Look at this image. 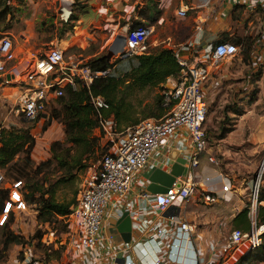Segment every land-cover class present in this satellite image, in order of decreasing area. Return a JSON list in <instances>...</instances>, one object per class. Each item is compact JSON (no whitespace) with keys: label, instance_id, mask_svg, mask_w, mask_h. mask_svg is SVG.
Masks as SVG:
<instances>
[{"label":"built area","instance_id":"built-area-1","mask_svg":"<svg viewBox=\"0 0 264 264\" xmlns=\"http://www.w3.org/2000/svg\"><path fill=\"white\" fill-rule=\"evenodd\" d=\"M60 2L62 14H68L63 0ZM258 3L255 0L250 5L257 7ZM201 5L182 3L177 7L176 14L184 17L189 9H197ZM261 15L263 28L256 35L250 52L253 64L261 62V57H264V13ZM152 30L151 24L129 28L116 45L115 53L120 58H126L147 52V37ZM192 46L193 41L187 39L171 47L180 69L162 84L161 104L166 111L158 117H143L119 128L112 114L104 116L100 112L99 108L108 105L104 98L98 94L90 95L96 108V129L109 142L110 148L97 165L87 169L78 186L76 203L66 214L69 215L70 224L65 241L71 249L92 250L96 257L95 263L131 260L134 247L143 253V257H147L146 242L153 240L157 248L151 261H146L147 264H234L262 243L264 218L257 217V208L259 205L264 207V197L259 196L258 184L254 185L250 203L246 205L249 227L224 226L221 228L222 235L211 240L205 248L193 243L192 234L196 225L178 210L193 196L202 203L210 204L225 201L227 194L233 191L230 181L220 180L221 183L216 186L210 184L212 178L201 175L199 168L200 158L209 146V134L205 126L208 101L204 84L210 66L223 57L235 55L240 44L227 39L215 42L203 54H198L196 48L194 55L182 53V50ZM66 51L58 44H53L39 53L26 56L17 51L8 36L0 37V86L17 87L13 97L4 96L10 113L35 121L46 113V107L55 98L64 94L67 87L76 88L80 84L89 87L95 79L107 77L114 66V62L110 61L106 67H95ZM2 127L0 121V145ZM172 149L177 151L174 157L169 155ZM176 157L185 158V172L175 175L165 191H149L146 187L148 180L143 172L153 166L170 171V164ZM214 158L213 150L209 151L207 159L214 162ZM218 173L220 179L222 173ZM3 181L5 178L0 172V188L6 187L2 185ZM128 194L133 195L139 207L160 209L161 219L149 225L148 232L152 233L150 237L118 241L112 233L103 231L110 213L114 214L116 210L120 215L128 210L123 208L128 203L123 201ZM26 204L22 198V180L14 179L8 187L0 223L9 216L11 209L15 207L23 210ZM167 236L170 241L162 242ZM183 241L191 244L188 256L180 253ZM161 253L165 255V260L160 256Z\"/></svg>","mask_w":264,"mask_h":264},{"label":"rangeland","instance_id":"rangeland-1","mask_svg":"<svg viewBox=\"0 0 264 264\" xmlns=\"http://www.w3.org/2000/svg\"><path fill=\"white\" fill-rule=\"evenodd\" d=\"M179 1L63 0L64 9L69 6L68 14L64 15L60 0H0V37L8 36L17 51L26 56L39 53L49 45L58 44L67 50V54H75L87 62L102 55L111 46L114 53L108 59V64L113 61L114 66L109 75L122 76L129 70L126 61H131V65L137 61L136 55L120 58L115 53L118 38L121 39L129 28L138 24H153L154 28L147 39L151 43L148 50H154L158 46H165V42L160 45H153L152 42H158V37L165 35L169 23L184 26L185 19L189 18L194 27L196 20H204L198 17V13L206 12L211 3V0H182L188 5L202 4L199 7L201 11L199 8L189 9L183 18L173 11ZM161 17L163 18L159 23ZM233 20L231 29L223 30L220 34L232 41L247 35L251 37V43L247 47L242 41L235 55L223 57L210 66L208 79L204 84L208 101L205 126L209 134V146L204 154L208 155L213 150L215 160L211 164L226 177V181H230L232 189L242 197L246 206L250 203L255 184L259 185V194L264 190V57H261V62L253 64L250 52L258 33L250 30L248 19L233 15ZM217 27L218 25L213 29ZM214 43L208 41L197 48L198 54H203ZM162 90L161 85L130 89L123 94L133 106L134 117L143 118L142 113L147 108H154L155 95L162 93ZM8 107L7 101L3 104L0 100L3 129L24 133L27 131L34 137V144L29 151V168H34L40 161L51 156L50 145L54 140L61 141L64 147L72 144L65 140L64 125L54 115L53 108L60 107L58 100L51 102L46 107V113L35 121L10 113ZM165 111L163 108L160 112ZM98 132V129H93L92 135L98 139L91 141L89 148L82 152L80 163L71 166L69 172H66L69 165L53 161L36 172L34 179L43 181L44 188H54L59 201L69 200L75 190H78L87 169L97 165L101 156L110 148L109 142ZM71 147L69 152L72 154H77L80 150L76 145ZM17 157L19 161L24 160V153L19 151ZM0 172L5 177L2 185L6 187L8 184L10 187L14 179L21 178L25 196V192L29 190L28 183H31L27 181V175L17 174L8 166L1 167ZM25 198L29 204L23 210L14 207L3 221H8L5 229L9 228L21 235L20 242H12L5 248L2 241L5 229L0 227V264H68L71 252L65 241V234L70 224L69 215L49 212L44 219L41 204ZM190 199L200 203L194 196ZM195 208L199 209L200 206ZM232 226L240 225L233 222ZM261 245H264V236ZM251 253L239 258L234 264H264V261L250 256Z\"/></svg>","mask_w":264,"mask_h":264},{"label":"trees","instance_id":"trees-1","mask_svg":"<svg viewBox=\"0 0 264 264\" xmlns=\"http://www.w3.org/2000/svg\"><path fill=\"white\" fill-rule=\"evenodd\" d=\"M227 39L231 40L225 35L218 39V41ZM218 41L216 40L215 42ZM242 41L249 47L251 37L247 35L237 37L233 42L239 44L242 43ZM136 57L137 61L133 65H131V61H126L129 70L122 76L108 75L107 77L98 78L95 79L89 87L82 84L78 85L76 88L67 87L64 94L54 99V101L58 100L60 103L58 109L53 108L54 115L61 119L64 125L65 140L72 144L64 147L61 141L54 140L50 145L51 156L40 161L34 168H29L31 163L29 151L34 144V137L29 135L27 131L24 133L23 131L18 132L13 129L6 130L2 127L0 169L3 166H8V168L12 169V171L17 174L27 175V181L31 183H28L29 190L25 192V196L22 191V198L28 204L29 202L25 197L40 203V210L44 219H46L45 214L49 212H53L56 215H66L71 211V206L76 203L77 190H75L73 196L69 200L65 202L59 201L56 198L54 188H44L43 181L39 182V179H34V177L37 175L36 172H39L45 166H49L53 161H56V163L60 165H69V169L66 170V172H69L71 166L75 165V163H80L82 152H85L89 148L91 141L98 139L97 136L92 135L93 129L97 127V119L95 117L96 108L91 102L90 95L98 94L104 98L108 105L107 107L99 108L100 112L104 116L112 114L118 127L121 128L140 119L134 117L132 110L133 106L123 93H127L130 89H144L154 86L161 87L167 77L176 75L180 69L170 47L158 46L154 50H148L145 53L136 55ZM89 63L95 67H106L108 65V60L98 56L89 61ZM123 84L125 88H123ZM155 96L154 108H147L142 113L143 117H158L163 114V112L161 113L160 111L163 108L166 109L161 104L163 95L161 93H156ZM156 112L157 114H155ZM26 142H28L27 145ZM73 145L80 148L77 154L69 152ZM19 151L24 153V160L21 159L22 161H19L18 157L16 158V154ZM64 151L67 152L62 156ZM17 179L22 180L21 178ZM259 196L260 198L264 197V190H261ZM7 197L8 189L6 187H1L0 214ZM257 217L260 219L264 218L263 206H258ZM7 222L8 221L0 223V227L5 229L6 224H8ZM233 222L240 225L235 227H240L242 229H247L249 227L250 220L247 207L236 214ZM21 238V235L6 228L2 241L5 244V248H8L12 242H20ZM263 248L264 245H261L250 251L249 253L252 252L250 256H253L257 260L264 261Z\"/></svg>","mask_w":264,"mask_h":264},{"label":"crops","instance_id":"crops-1","mask_svg":"<svg viewBox=\"0 0 264 264\" xmlns=\"http://www.w3.org/2000/svg\"><path fill=\"white\" fill-rule=\"evenodd\" d=\"M255 0H211V3L208 5L206 12H202L201 8L198 10L201 11L198 13V17L202 18V22L196 20L197 24L193 27V22H189V18H186V24L184 26H177L171 23L168 24L166 33L163 37H158V42H152L153 45H160L164 43L167 47H172L173 45H178L187 39L193 41V46L187 49L182 50V53L186 56H191L195 54L197 48L204 46L208 41H218L222 38L220 34L223 30L231 29V22H234L233 15H240L243 19H248V27H251V31L254 33H260L263 28L262 15L264 13L263 3L264 0H258V6L254 7L250 5ZM184 3L182 0L179 1V4L174 8L176 14L177 7ZM204 6V5H203ZM197 10V11H198ZM186 15L183 17L185 18ZM162 18L158 20L160 23ZM196 18H194L195 20ZM151 24V23H149ZM153 26V24H151ZM218 25L217 29H213ZM154 28V26H153ZM213 29V30H212ZM229 34H232L230 32ZM149 42V41H148ZM149 42V47H150ZM196 48V49H195ZM17 92V87H12L11 85H1L0 86V100L5 103L7 100L4 96L8 98L13 97L12 95ZM199 171L203 176H210L212 178L210 184L219 185L220 180H225L226 177H218V170L213 167L211 162L207 159V154H202L200 158V168ZM231 193L227 194L228 200L215 202V203H197L193 202L190 198L180 207L178 210L181 215H183L190 223L196 225V228L192 234L193 243L197 247L207 246L211 240L218 239L222 233L221 228L226 226L229 227L232 223L236 214L243 209L245 206L242 197H240L234 189ZM123 201L126 203L123 208L130 210L129 213L133 221V230L132 238L133 240H138L141 238H147L152 235L151 232H148L149 225L153 224L155 220L161 219V212L158 207L153 209H144L143 207L138 206V202L133 198L132 194H128ZM121 201V202H123ZM244 204V205H243ZM196 206H200L199 209H196ZM119 217L118 212L115 210L114 214L109 215L105 221L104 232H110L114 235L116 240H122V237L117 230L116 220ZM231 225V226H232ZM145 227V229H144ZM170 241V237L167 236L162 242ZM153 240H148L146 246L148 249L147 257H143V253L138 248H133L131 253V260L120 261L119 263H114L111 261H106L104 264H147L146 261H151L154 256L157 244ZM191 244L187 241L181 242V254L189 255L191 251ZM166 248V247H165ZM70 256L67 259L68 264H98L95 263L96 257L95 253L92 250L85 249H71ZM100 253V251H99ZM102 255V254H99ZM158 255V252H157ZM163 260H165V255L160 254ZM243 257V256H241ZM187 261V260H186ZM19 263V262H18ZM166 264H170L166 262Z\"/></svg>","mask_w":264,"mask_h":264},{"label":"water","instance_id":"water-1","mask_svg":"<svg viewBox=\"0 0 264 264\" xmlns=\"http://www.w3.org/2000/svg\"><path fill=\"white\" fill-rule=\"evenodd\" d=\"M114 53V49L110 46L105 53L100 55L107 60ZM176 150L172 149L169 155L174 157ZM185 158L176 157V159L170 164V171H165L160 167L153 166L143 172L144 177L148 180L147 189L153 193L162 192L167 189L173 182L175 175L184 173L186 168L183 165ZM133 221L128 210H124L116 220V227L124 241H130L132 238Z\"/></svg>","mask_w":264,"mask_h":264},{"label":"bare ground","instance_id":"bare-ground-1","mask_svg":"<svg viewBox=\"0 0 264 264\" xmlns=\"http://www.w3.org/2000/svg\"><path fill=\"white\" fill-rule=\"evenodd\" d=\"M67 9H69V6L68 7H66ZM120 39L118 38V41H119ZM115 45V44H114ZM264 164V163H263Z\"/></svg>","mask_w":264,"mask_h":264},{"label":"clouds","instance_id":"clouds-1","mask_svg":"<svg viewBox=\"0 0 264 264\" xmlns=\"http://www.w3.org/2000/svg\"><path fill=\"white\" fill-rule=\"evenodd\" d=\"M246 207V206H245Z\"/></svg>","mask_w":264,"mask_h":264}]
</instances>
